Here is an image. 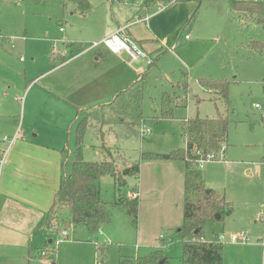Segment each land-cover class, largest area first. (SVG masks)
Instances as JSON below:
<instances>
[{
	"label": "rangeland",
	"instance_id": "1",
	"mask_svg": "<svg viewBox=\"0 0 264 264\" xmlns=\"http://www.w3.org/2000/svg\"><path fill=\"white\" fill-rule=\"evenodd\" d=\"M88 1L91 10L84 15L79 13L74 3L62 0H0V97L5 102L12 99L11 109L16 114L18 112V116H21L18 109L21 97L25 99L29 91L26 90L28 81L34 80L36 84L30 93L34 94L39 92V88L46 89L47 80L61 74L60 71L53 74L47 71L54 65L52 60L65 49L67 41H82L84 47H87L97 41L91 36L95 29L104 30L114 19L124 21L144 4V0ZM163 2L165 7L159 13L166 12L155 18L153 23L156 32L168 38L165 46L168 50H160L162 53L156 66L149 67L144 63L145 70L149 71L144 77L141 102L138 98L131 101L127 97L119 98L112 100L109 106L123 103L128 105L127 112H119L114 107L108 110L101 105L81 114L88 117L93 127L88 128L83 139V159H101L102 138L122 170L125 161L138 160L141 153L161 154L184 147L179 120L221 114L229 119L228 139L227 144H224L225 159L240 164V172L249 167V163H264V120L261 111L254 107L255 104H264V27L251 18L245 20L235 15L227 0ZM149 8L148 13L151 15L155 12L156 4ZM195 26H198L197 33L194 32ZM186 34L191 37L192 43L189 45L190 40L184 39ZM256 43L260 44L261 51ZM105 71L103 67L102 72ZM199 78L229 80V107L215 98L216 93L203 89L198 83ZM163 91H172L178 103L170 119L158 118ZM4 93L8 94L7 98L3 97ZM14 96L19 102L13 99ZM28 99L29 95L27 104ZM49 107L46 102L41 106ZM75 113L71 111L70 114ZM119 118L135 129L138 126L149 128L150 133L140 137L139 131L138 135L120 138L125 128L113 124ZM67 125V145L74 149L72 159L76 149L75 133L74 127L67 130ZM97 129L100 130L101 138L98 137ZM115 138H119L118 146H115ZM97 150L99 156L96 155ZM221 163L219 157L204 167H211L213 177L217 178L224 174ZM253 175L256 190H259L263 183V173L260 171ZM135 180L134 175L126 176L125 183L119 185L112 176L102 177L99 180V196L107 203L109 222L91 235L84 227L69 224L68 213H62L57 229L59 232L68 228L67 241L55 246L57 234L53 235L52 242L47 243L43 250L45 253L39 254L33 264H97L100 261L99 255L103 264H117L120 256L147 253V248L137 246V216L133 222L124 206L113 205L120 197H130L127 195L131 186L135 185ZM231 227L235 229V225ZM178 229L148 233L150 237L162 235L163 240L169 242V247L161 249L172 264H179L182 251ZM202 230L209 241H218L217 236L224 233L220 222L207 223ZM212 232L216 235L213 236ZM222 242L226 249L232 244Z\"/></svg>",
	"mask_w": 264,
	"mask_h": 264
},
{
	"label": "crops",
	"instance_id": "2",
	"mask_svg": "<svg viewBox=\"0 0 264 264\" xmlns=\"http://www.w3.org/2000/svg\"><path fill=\"white\" fill-rule=\"evenodd\" d=\"M141 6L124 21L114 19L115 24L112 22L104 30L95 29L92 38L100 42L124 28L125 33L153 58L152 61L158 56L159 59L162 51L168 50L165 48L168 38L156 32L153 22L166 11L150 15L148 7L146 14L150 16L145 20ZM90 10L91 4L86 13H79L85 15ZM197 31L198 26H195L194 32ZM184 39L190 40L188 45L192 43L190 35L187 39L184 36ZM65 48L69 54L63 56L60 53L52 60L54 65L47 71L51 74L60 71L61 74L47 80L46 89L39 88V92L30 94L36 86L32 80L26 84L29 91L25 99L22 96L19 102L13 97L20 103V107L16 103L13 105H18L21 116L12 111L11 98V101L5 102L0 97V136H11L18 127L21 130L20 137L11 146L0 169V264H33L46 244L52 242L51 237L58 234L57 228H46L41 222L60 182L61 150L67 146L69 157L73 155L74 149L67 145L69 135L65 132L66 125L67 130L75 127V121L82 114L77 113L80 110L83 112L101 105L110 110L114 107L109 106L114 95L148 70L144 67L145 58L132 60L127 52L114 53L103 44L88 49L82 41L70 40ZM85 48L88 50L73 57ZM103 67L105 72H102ZM136 88L130 89L127 94L129 99L138 95ZM2 95L8 97L7 93ZM45 102L49 108H41ZM127 106L121 103L114 110L127 112ZM71 111H76L75 115H71ZM118 139L115 138V146H118ZM96 155H100L99 150ZM249 164L240 172L237 162H222L224 174L217 178L213 177L211 167L201 169L204 186L224 196L231 204L222 223V232L245 231L254 240L250 245L231 244L227 249L224 247L223 264H264V247L258 243L264 237V163ZM260 171L263 173V183L261 189L256 190L253 173ZM184 173V162L181 160H143L140 163L135 185L131 186L127 196L135 195L138 198L137 246L147 248V253L169 247V242H165L162 235L160 238L158 234L159 241L158 236L150 237L148 233L172 230L181 225ZM259 212L263 213V221L257 218ZM202 232L204 240L209 241L204 230ZM212 234L216 235L215 232Z\"/></svg>",
	"mask_w": 264,
	"mask_h": 264
},
{
	"label": "trees",
	"instance_id": "3",
	"mask_svg": "<svg viewBox=\"0 0 264 264\" xmlns=\"http://www.w3.org/2000/svg\"><path fill=\"white\" fill-rule=\"evenodd\" d=\"M37 1V0H36ZM72 2L80 12H87L90 8L88 0H62ZM158 0H144L141 9L145 15L148 7L156 4ZM163 1V0H162ZM170 1V0H168ZM231 12L247 20L251 18L264 27V2H252L247 0H227ZM65 6V3L64 5ZM143 12V13H144ZM191 16L190 20L193 19ZM259 51H261L260 44ZM159 57V56H158ZM148 65L152 67L156 61ZM148 67V68H149ZM149 69L141 74L130 86L117 92L112 100L127 97L129 101L130 89L137 87L138 100L141 102L144 77ZM199 85L209 92L216 93L217 97L228 108L229 88L231 82L227 79L200 78ZM189 92V91H188ZM176 96L168 91H163L160 97V115L158 118H173V110L176 106ZM78 111L77 113H84ZM157 119V118H156ZM155 119V120H156ZM116 127L123 129V137L138 135L140 126L135 129L126 124L122 119L113 122ZM185 145L182 148L171 150L168 153H142L135 161L127 160L124 168L119 169L116 158L101 139V159L97 161H85L82 157V142L88 128H93L91 121L86 116H80L75 121V141L77 143L74 157H69L67 146L61 150L60 156V182L54 193L50 208L44 213L41 222L46 228H57L61 222L60 215L68 213L69 224L84 227L89 234L94 235L101 226L109 222L110 216L107 203L100 199L99 180L106 176H112L119 185L125 183L126 176L135 177L139 174L140 163L143 160H181L184 162L185 173L183 182V216L178 229L180 234L181 255L179 264H223L224 245L220 241H206L203 238L202 228L207 223H223L231 204L224 196L218 195L212 189L204 186L201 169L197 168L199 156L196 151L202 153L215 152L223 144H227L229 119L227 116L217 114L215 117H192L180 122ZM102 133V132H101ZM113 205L124 206L128 214L133 218L137 216L138 198L120 197ZM66 225V222L63 224ZM99 246L97 247V250ZM103 252V251H102ZM99 255V254H98ZM100 256L99 264H103ZM117 264H172L161 249H153L141 256H120Z\"/></svg>",
	"mask_w": 264,
	"mask_h": 264
},
{
	"label": "built area",
	"instance_id": "4",
	"mask_svg": "<svg viewBox=\"0 0 264 264\" xmlns=\"http://www.w3.org/2000/svg\"><path fill=\"white\" fill-rule=\"evenodd\" d=\"M252 2H264V0H247ZM164 2L158 1L156 2V8L155 12L162 11L164 9ZM150 15L146 14L143 19L147 20ZM61 30V29H60ZM189 37L188 34L185 35V38L187 39ZM98 44H103L106 48H108L110 51L114 53H119L121 51H125L129 54V56L132 58V60H136L139 58H145V61L147 64L151 63V58L136 44L135 41H133L124 31V28H121L114 33L108 35L107 37L103 38L100 42H94L89 48H92ZM88 49H82L79 53L74 55L73 57L78 56L79 54L85 52ZM63 56H67L69 54L67 48H65L63 51H61ZM254 107L261 111V117L264 120V104H255ZM140 136L149 134L150 130L149 128H140ZM21 130L20 127L16 129V131L13 133V135H1L0 136V169L2 165L4 164L5 158L8 154V151L10 150L13 143L20 137ZM5 144V146H3ZM225 151L226 146L223 144L217 149L215 152H209V153H202L201 151H196V154L199 156L196 164L197 168L202 169L206 163L210 161L218 160L220 157V160L222 162H227L225 159ZM221 152V154L218 156V153ZM218 156V157H217ZM132 197H135V195H132ZM258 220L263 221V213L259 212L257 214ZM162 236H160L161 238ZM218 241H228L232 244H240V245H250L252 243V239L245 231H239V232H230V233H221L217 236ZM68 239V228L62 229L58 232L57 237L54 240V245L58 246L60 243L67 241ZM223 243V242H222ZM258 243L261 244L264 247V237L260 238L258 240ZM45 251H41L40 254H44ZM97 264H99L97 262Z\"/></svg>",
	"mask_w": 264,
	"mask_h": 264
}]
</instances>
